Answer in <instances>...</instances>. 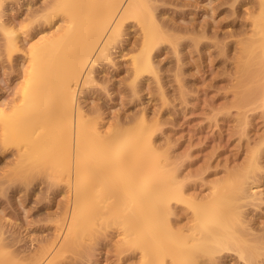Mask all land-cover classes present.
Wrapping results in <instances>:
<instances>
[{
	"label": "rangeland",
	"instance_id": "rangeland-1",
	"mask_svg": "<svg viewBox=\"0 0 264 264\" xmlns=\"http://www.w3.org/2000/svg\"><path fill=\"white\" fill-rule=\"evenodd\" d=\"M57 1L0 2V110L6 114L21 103L30 48L64 26L62 15L57 22L47 20ZM141 15V21H123L108 58L98 59L93 79L77 88V106L102 133L120 139L139 130L141 118L146 121L153 149L134 154L163 167L178 188L169 215L176 231L187 233L192 203L207 202L216 191L243 180V193L231 191L240 212L232 215V227L242 228L238 235L250 254L226 249L210 263L264 264V70L252 64L250 77L243 72L247 46L264 41V0H146ZM144 21L157 26L146 30ZM8 27L19 36L17 51L8 48ZM146 32L156 38L150 49L153 71L137 74L134 61L143 53ZM114 148L104 155L110 160L105 163L124 159ZM38 165L20 160L15 143H3L0 125V246L17 264H144L146 259L158 264L155 255L144 258L152 246L120 242L129 216L124 211V220L120 207L132 200L122 186L110 192L100 179L86 183L95 187L97 202L111 199L85 204L80 210L87 218L76 244L60 246L71 187ZM142 178L131 179L134 193L140 192ZM168 256L165 264H172Z\"/></svg>",
	"mask_w": 264,
	"mask_h": 264
},
{
	"label": "bare ground",
	"instance_id": "bare-ground-1",
	"mask_svg": "<svg viewBox=\"0 0 264 264\" xmlns=\"http://www.w3.org/2000/svg\"><path fill=\"white\" fill-rule=\"evenodd\" d=\"M145 3L146 0H58L47 20L54 22L56 17L62 15L64 26L30 48L29 70L21 103L10 114L0 110L3 143H15L20 160L36 162L39 169L52 174L54 178L65 179L70 184L71 205L60 246L76 244L78 232L82 230L87 218L80 210L85 204L92 202L98 206L100 202L111 199L104 197V200L97 202L100 196L96 197L95 187L86 183L88 179H100L106 188L110 186L111 190L107 189L108 191L111 192L118 186V191L124 188V196L131 198L130 205L120 207L123 217L124 211L129 215L127 220L126 216L124 218L126 221L122 225L123 236L120 242L143 248L148 246V249L152 246L150 250L154 249L153 252L144 251L145 259L149 255H155L158 264H165V256L167 258L169 255L172 264H207L214 260L212 256L215 253L226 249L249 255L248 247L239 237L241 234L237 229L240 227H237L238 224L237 229L234 227L236 230L232 227L235 225L232 215H239L240 212L233 203L235 197L231 191L243 193V180L239 181L237 178L233 184L216 191L215 197L207 202L192 203L193 220L188 228L186 226L187 233L176 231L170 223L169 215L176 193L179 192L178 188L173 179L169 180V174L163 171V167H157L146 157H136L134 154L153 149L146 121L141 118L139 130L124 133V137L120 139L118 134L102 133L96 123L88 121L77 106V88L92 77V68L98 59L108 58L109 47L115 41L123 21L127 17L141 21ZM0 24L2 25L1 19ZM144 24L146 30L155 25L145 21ZM154 30L157 34L158 29ZM5 32L9 35L8 48L11 51L19 50L21 45L18 34L10 27L5 28ZM155 40L154 35L146 32L143 53L134 61L137 74L153 71L150 49ZM261 42L247 46L243 72L248 77L253 73L252 64L264 70V41ZM116 146L124 153V159L108 163L110 160L104 155ZM118 148H114L115 151ZM115 151L114 153H118ZM121 152L119 153L122 154ZM112 157L110 158L113 159ZM105 159L108 160L106 163ZM127 170L133 173L126 174ZM142 176L145 179H140L138 184L141 195L138 197L139 193H134L131 179ZM152 177H159L160 180L155 183L147 180ZM129 182L131 184L126 186ZM124 196L121 197L125 198ZM121 197H118L119 202L125 204L126 201ZM119 202L116 199L115 203ZM89 218L92 223L91 217ZM238 220L241 221L239 217ZM86 226L85 230L88 229ZM2 248L0 246V264H17L15 256ZM152 260L149 263L146 259L144 264H157ZM37 263L35 261L33 264Z\"/></svg>",
	"mask_w": 264,
	"mask_h": 264
}]
</instances>
